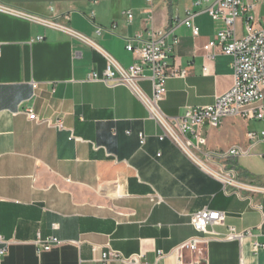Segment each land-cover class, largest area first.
Masks as SVG:
<instances>
[{"label": "crops", "instance_id": "0c3cea01", "mask_svg": "<svg viewBox=\"0 0 264 264\" xmlns=\"http://www.w3.org/2000/svg\"><path fill=\"white\" fill-rule=\"evenodd\" d=\"M181 1H157L150 23L144 0L0 4L57 18L123 69L135 62L125 47L136 34L153 29L167 35V44L177 39L168 65L186 75L166 81L159 103L163 114L174 117L212 105L233 84L231 59L217 54L207 60L202 49L223 24L204 13L207 4L194 7L189 0L182 6ZM262 1H243L254 4L251 15L257 26ZM187 10L194 14L198 37L182 24ZM124 12H131L130 24ZM244 23V17L236 22L239 38ZM95 28L103 32L97 36ZM104 68L95 51L68 35L0 14V236L10 242L0 264H101V254L108 250L124 258L141 255L142 264H264V248L252 250L253 243L264 245V195L241 191L239 197L225 196L221 185L173 144L158 140L160 130L127 88L88 79L101 76ZM138 88L151 95L150 82L140 81ZM27 110L37 122L27 119ZM43 121L59 122L62 128ZM257 122L234 117L217 129L203 128L204 150L246 147L247 133ZM263 151L258 146L254 155L230 159L224 166L236 170L242 185L264 188ZM202 210L224 216L207 235L190 226L191 216ZM229 230H249L251 236L240 243L225 241ZM38 235L62 244L37 254ZM195 236L205 244L179 261L173 251ZM159 252L163 257L158 259Z\"/></svg>", "mask_w": 264, "mask_h": 264}, {"label": "built area", "instance_id": "2783aa9c", "mask_svg": "<svg viewBox=\"0 0 264 264\" xmlns=\"http://www.w3.org/2000/svg\"><path fill=\"white\" fill-rule=\"evenodd\" d=\"M157 1L159 0H144V13L149 23L152 22V15ZM190 1L194 7L207 4L208 7L204 10V13L212 21H219L223 24V29L218 31L213 39L208 41L202 49L207 60L214 59L217 54L231 59L233 84L227 92L216 97L212 105L191 108L183 115L174 117L163 114L159 108V103L165 95L166 81L175 77L184 78L186 75L185 72H177L168 65L172 50L178 43L177 39L173 38L171 44H167V35L162 31L153 29L136 34L133 39L127 40L125 47L126 51L133 55L135 62L129 68L123 69L107 53L84 36L62 25L57 21V18L39 17L2 4H0V14L61 32L88 46L105 63L101 76L91 74L88 79L94 82H101L109 88H127L144 107L148 118L160 130L159 141L167 140L173 144L196 168L218 182L225 196L239 197V192L241 191H246L249 194L264 195V188H251L242 185L237 180L236 170L232 167L224 166L230 159L254 155L253 153L258 146H263L264 148V131L247 133L248 145L246 147L233 146L223 152L204 150L206 140L202 135L203 128L217 129L227 118L240 117L247 121H264V22L262 26L255 24V19L251 15L255 6L251 3H244V0ZM247 1L258 3L260 0ZM185 14L186 18L182 21V24L190 30L193 37H198L199 29L192 21L194 14L189 10ZM122 16L127 24L131 23V12L123 13ZM241 17L245 19L244 34L239 38L236 32V22ZM175 22H177V18H175ZM102 32V29L95 28L97 36ZM132 43H136L137 46ZM203 73H207L206 67L203 68ZM145 80L150 82V96H147L138 88V82ZM26 114L29 121L37 122L36 116L31 110H27ZM42 123L47 126L62 128L59 122L50 123L43 121ZM144 143L145 138L141 134L139 135V145L142 147ZM259 156L264 165V151ZM247 199L251 201L250 198ZM157 202H160L158 198ZM254 208L257 211H261L260 205H255ZM223 220L224 216L220 213L202 210L191 216L190 226L196 234L207 235L209 234V227L221 224ZM249 236H251L249 230L242 233H235L233 230H229L224 240L240 243L243 238ZM61 244L62 242L56 238L42 239L39 235L34 242L37 254L47 253ZM204 244L205 240L203 238L195 236L178 246L173 251V254L180 261L186 253L194 254L199 246ZM9 245L10 242L3 240L0 236V259L6 255ZM259 248H264V245L253 243V252H257ZM92 250L95 252L96 248ZM161 257L163 255L159 252L157 258ZM110 261L122 264H142V256L134 255L130 258H124L119 253L111 250L101 254V264H108Z\"/></svg>", "mask_w": 264, "mask_h": 264}, {"label": "rangeland", "instance_id": "374dc122", "mask_svg": "<svg viewBox=\"0 0 264 264\" xmlns=\"http://www.w3.org/2000/svg\"><path fill=\"white\" fill-rule=\"evenodd\" d=\"M190 1L189 0H182L181 1V5H185L186 3H189ZM126 13V12H124ZM123 14V13H122ZM257 15H258V25L262 26L263 25V22H264V1L260 2L259 6H258V9H257ZM252 16H254L252 14ZM237 34L240 35L241 34V29L240 28H237ZM262 129H264V125L260 122H257L255 123L254 125H252L250 127V131H253V132H257L259 133V131H261Z\"/></svg>", "mask_w": 264, "mask_h": 264}]
</instances>
